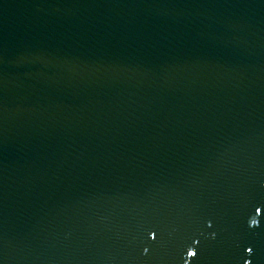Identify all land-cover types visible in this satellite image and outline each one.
Returning <instances> with one entry per match:
<instances>
[{"label": "water", "instance_id": "obj_1", "mask_svg": "<svg viewBox=\"0 0 264 264\" xmlns=\"http://www.w3.org/2000/svg\"><path fill=\"white\" fill-rule=\"evenodd\" d=\"M245 259L264 0H0V264Z\"/></svg>", "mask_w": 264, "mask_h": 264}, {"label": "snow or ice", "instance_id": "obj_2", "mask_svg": "<svg viewBox=\"0 0 264 264\" xmlns=\"http://www.w3.org/2000/svg\"><path fill=\"white\" fill-rule=\"evenodd\" d=\"M153 237H155V233H153ZM145 251H147V249H145ZM253 249L251 247H248L247 248V252L248 253H252ZM189 256H194L195 255V252H189L188 253ZM245 261L248 262V264H251V260L250 259H245Z\"/></svg>", "mask_w": 264, "mask_h": 264}]
</instances>
